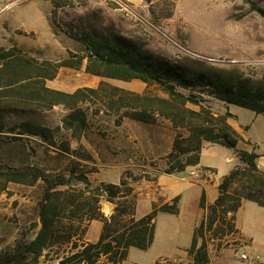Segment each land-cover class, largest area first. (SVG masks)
I'll list each match as a JSON object with an SVG mask.
<instances>
[{"label": "rangeland", "instance_id": "374dc122", "mask_svg": "<svg viewBox=\"0 0 264 264\" xmlns=\"http://www.w3.org/2000/svg\"><path fill=\"white\" fill-rule=\"evenodd\" d=\"M123 1L132 14L115 0H1L0 48L17 45L39 60L60 61L69 52L82 54L84 51L72 34L83 30L121 34L137 41L153 56L181 66L193 67V61L204 62L212 68L252 78L256 85L264 87V0H152L138 9ZM54 4L58 6L56 9ZM101 81L137 93L148 89L140 81L94 77L85 72V65L81 70L62 68L57 78L47 85L74 92L83 87H97ZM150 90L163 96L155 87ZM205 100V105L215 113L227 111L222 102L209 97ZM87 108L89 127L82 144L94 160L83 161L84 167L79 168L87 172L93 184H119L122 179L130 182L137 198V218L148 214L153 204L171 203L175 198L170 199L171 196L187 188L182 213H160L152 247L147 251L132 248L123 264H156L160 260V264H190L187 249L194 227L201 221L200 190L190 185L189 172L164 174L167 155L177 134L171 122L160 118L156 124H142L127 118L121 120L117 115L98 111L93 105ZM231 112L241 125L249 127L247 136L264 152V116L237 106H231ZM64 114L62 107H56L43 112L41 120L56 130ZM9 121L0 130V166L30 163L52 173L74 169V157L61 154L55 147L45 149L33 138L21 141L18 138L22 136L11 132ZM59 135L69 139L72 148L78 147L69 132L62 130ZM241 143L244 150L252 151L249 143ZM202 151L203 164L218 168V178L238 164L233 149L205 142ZM42 196L41 184L30 187L15 183L9 184L7 191L0 195L1 257L16 254L20 245L35 238ZM113 208L103 200L102 209L107 216ZM239 211V224L253 242L237 227L239 233L224 241H210L209 264H264V208L245 202ZM101 228L100 222H91L84 241L96 242ZM71 251V245L56 247L34 264H59ZM245 255L247 259L243 258ZM25 264H31L30 260Z\"/></svg>", "mask_w": 264, "mask_h": 264}, {"label": "trees", "instance_id": "16d2710c", "mask_svg": "<svg viewBox=\"0 0 264 264\" xmlns=\"http://www.w3.org/2000/svg\"><path fill=\"white\" fill-rule=\"evenodd\" d=\"M144 1L150 4L152 0ZM71 37L84 51L69 52L60 61L39 60L17 45L0 48V130L5 129L6 120H11L10 130L22 136L18 138L21 141L33 138L43 148H58L61 154L76 161L74 169L60 173L30 163L0 166V195L11 183L43 186L35 238L20 245L16 254L0 256V264H25L29 260L34 264L47 251L68 245L72 251L59 264H123L132 248L147 251L152 247L160 213L180 214V196H176L171 203L153 204L148 214L137 218V198L130 182L122 179L119 184H93L87 172L79 168L84 167L83 161L94 160L82 144L89 127V105L121 120L127 118L150 125L160 118L171 122L177 134L167 155L165 175L197 167L205 142L235 150L240 165L221 179L214 203L209 204L206 193H202L200 208L205 214L187 249L190 264H209L210 241H224L239 233L236 220L243 202L264 208V171L257 164L259 155L238 149L245 141L229 123L234 116L228 109L237 106L264 116V87L256 85L252 78L212 68L204 62L193 61V67L181 66L153 56L137 41L121 34L83 30ZM84 65L85 72L94 77L140 81L148 89L137 93L106 81L74 92L47 85L62 68L81 70ZM151 87L163 96L152 92ZM206 97L222 102L227 111L215 113L205 105ZM56 107H62L65 114L55 130L41 120V115ZM62 130L78 142L76 149L69 139L59 135ZM203 170L216 172L213 168ZM103 200L114 207L110 216L103 212ZM93 221L102 224L99 238L94 243L85 242Z\"/></svg>", "mask_w": 264, "mask_h": 264}, {"label": "crops", "instance_id": "0c3cea01", "mask_svg": "<svg viewBox=\"0 0 264 264\" xmlns=\"http://www.w3.org/2000/svg\"><path fill=\"white\" fill-rule=\"evenodd\" d=\"M125 1H127V2L132 6V8H135V9H138V8H144V7H145V6H144V4H145V1H144V0H125ZM228 109H229L230 113L234 116L233 118H230V119H229V123H230V124L234 127V129H235V130H236V131H237V132L243 137V139H244V141H245L244 143H249V144L252 146V151H248V152H254V153H256V154L259 155V158H258V160H257V164H258V167L260 168V170L264 171V152L260 150V145H259L255 140H253V139H251V138H249V137L247 136V131L249 130V127H248V126H243V125H241V124L236 120V119H237L236 115H234V114L231 112V106H229ZM243 128H244L246 131H245ZM243 148H244L243 143H240V144L238 145V149H240V150H244ZM257 149H258V150H257ZM234 153H235V150H234ZM202 154H203V151H202V153H201L200 164H199L197 167L187 169V171L184 172V173L189 172V177H190V181H191L190 185H195V186H198V187H199V190H200L199 204H200V198H201L203 192L206 193L207 202H208L209 204H212V203H214L215 200L218 198V195H219V193H218V186H219V184H220V182H221V179H222L224 176L221 177V178H218V172H219L218 168H216V167H214V166H207V165H204V164H203V156H202ZM234 158L238 160V164H239L240 161H239V159H238V157H237L236 154H235V157H234ZM234 158H233V159H234ZM238 164H237V165H238ZM237 165H236V166H237ZM236 166H235V167H236ZM235 167H234V168H235ZM203 168H213V169L216 170V172L213 174L214 176L207 175V174H203V173H206V172H207V171L203 170ZM234 168H233V169H234ZM192 172L200 173V175L197 176V177H195V176H193V175L191 174ZM202 172H203V173H202ZM208 172L211 173L210 171H208ZM184 173H181V174H184ZM178 175H179V174H178ZM213 177H214V178H213ZM159 180H160V178H159ZM186 189H187V188H185V190H184L183 192L177 193L176 195L170 197V199H172V198H174V197H176V196H180V203H179V205H180V214L182 213V208H181V206H182V204L184 203V201H185V199H186V197H185ZM167 201H168V200H167ZM245 202H249V201H244L243 203L245 204ZM244 204H243V205H244ZM243 205H242V206H243ZM198 206H199V210H200V213H201V221H202L205 212H204V210H202V209L200 208V205H198ZM241 208H242V207H241ZM239 212H240V211H238V213H237V220H236L237 227L241 230V232L243 233V235H244L246 238L252 240L253 238H251L250 236H248V234H246L245 232H243V230H242V228H241V226H240V224H239ZM201 221H200V223H201ZM195 228H196V227H194V229H195ZM252 242H253V240H252Z\"/></svg>", "mask_w": 264, "mask_h": 264}, {"label": "built area", "instance_id": "2783aa9c", "mask_svg": "<svg viewBox=\"0 0 264 264\" xmlns=\"http://www.w3.org/2000/svg\"><path fill=\"white\" fill-rule=\"evenodd\" d=\"M115 1H117V3L120 5V7L124 10V11H126V12H128V13H133V11L131 10V8L129 7V5L128 4H126L123 0H115ZM0 3H1V0H0ZM203 173V172H202ZM193 176H195V177H197V176H199L200 175V173H197V172H192L191 173ZM203 174H207V175H210L211 173H209L208 171L206 172V173H203ZM243 258L244 259H247V256L245 255V256H243Z\"/></svg>", "mask_w": 264, "mask_h": 264}]
</instances>
